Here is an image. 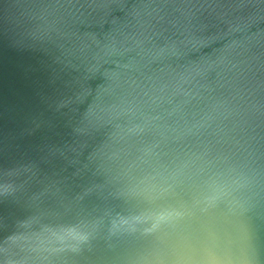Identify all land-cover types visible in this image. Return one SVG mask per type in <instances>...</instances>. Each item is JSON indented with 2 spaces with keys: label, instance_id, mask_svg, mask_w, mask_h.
<instances>
[{
  "label": "water",
  "instance_id": "obj_1",
  "mask_svg": "<svg viewBox=\"0 0 264 264\" xmlns=\"http://www.w3.org/2000/svg\"><path fill=\"white\" fill-rule=\"evenodd\" d=\"M0 264H264V0H0Z\"/></svg>",
  "mask_w": 264,
  "mask_h": 264
}]
</instances>
